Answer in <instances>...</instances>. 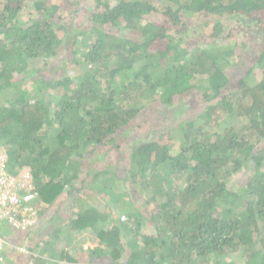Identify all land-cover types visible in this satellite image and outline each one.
Returning a JSON list of instances; mask_svg holds the SVG:
<instances>
[{
	"label": "trees",
	"instance_id": "16d2710c",
	"mask_svg": "<svg viewBox=\"0 0 264 264\" xmlns=\"http://www.w3.org/2000/svg\"><path fill=\"white\" fill-rule=\"evenodd\" d=\"M64 43L77 81L27 72ZM0 146L31 169L39 218L71 206L68 228L94 234L91 264H264V0H0ZM65 227L12 232L15 264H53Z\"/></svg>",
	"mask_w": 264,
	"mask_h": 264
},
{
	"label": "rangeland",
	"instance_id": "374dc122",
	"mask_svg": "<svg viewBox=\"0 0 264 264\" xmlns=\"http://www.w3.org/2000/svg\"><path fill=\"white\" fill-rule=\"evenodd\" d=\"M71 22L74 23V20L72 19ZM65 47H66V43H64V45L61 47V49H60L58 55L56 56V58L49 59L50 61H47L48 64H44L43 62H39V63L37 62V63H32V64L29 63V65L26 67L27 68V72H31L33 70L34 71L43 70V72L47 71L46 73H49V72L51 73L50 74L51 76L49 74H47V76H49L50 78H53V77L56 78V77L62 75V76H70V77L74 78L77 81V72H76L77 67L73 66L72 69L68 68V71H70V72L64 73L62 71V68H64V67H61V62L59 60L63 61L64 55L66 54ZM237 51L238 52L240 51L239 48H237ZM261 77H262V73L256 69L249 81H250L251 84H255L257 81H259L261 79ZM26 83H27V85L21 87L22 90H25L26 89L25 87H29L30 89L33 87L32 83L30 81H26ZM30 89L27 88V90H30ZM191 103H193L195 105H198V104L202 103V101H201V98H196ZM206 106L207 105H205L204 103L202 104L203 109H205ZM145 114H146V117L149 119L153 115H158V111H157V109H152L151 107H148L146 109V111H145ZM197 125H201V121H198ZM156 128H158V127H156ZM156 128L154 129V131L156 130ZM159 128L162 129L163 126H160ZM48 130L49 129L47 127H44V129L42 130L41 133L45 134ZM53 130H55V129H53ZM49 132H50V136L54 135V133L51 130H49ZM130 132H128V133L125 132L127 137L131 136ZM131 134H132L133 137L137 136V133L134 132V131L131 132ZM47 136H45V138H46L45 141H47V140H49L51 138L50 136L49 137H47ZM43 137H44V135H43ZM157 137L158 136H156L155 138L160 141L161 138L160 137L157 138ZM97 155H98V152L95 153L94 157L96 158V160H99V157ZM100 159L102 160V156H101ZM96 160L93 161L92 168L94 170H98L99 171V169H101V166H102L99 163L101 161L95 163ZM105 170L113 171V168L103 169L102 172L105 171ZM98 171H95V172H98ZM99 172H101V171H99ZM109 173L112 174V172H109ZM102 174L100 175L101 177L103 176ZM236 178L240 179V181H244L245 180L244 179L245 177L242 176V175L241 176H237ZM114 184L116 185V183H114ZM93 185H95V184L93 183L91 185V187ZM234 186H235V189L238 188L237 184L234 185ZM116 188H118V187H116ZM119 188L122 189L123 192L126 191V187H124V185H121ZM134 192L139 193V197H140L137 200L138 203H137V201L135 203H137L140 207L143 208V204L145 203V200L147 198L146 194H142V192L139 190V188H137L136 190L134 189ZM81 193H82V191L80 193H76V194L73 195V196L76 195L77 198H79L81 200H69V201H66V203L72 204L73 206L75 204L77 206L78 203L85 202L86 199H82V197L85 198V194L82 195ZM89 193H91V192H89ZM91 195H94V197H98V195L96 193H91ZM31 204H34V203L32 202ZM91 205L97 206L96 201H91V203L88 206H91ZM69 208L71 209L72 207L71 206H67V205H64V206L61 205L60 211H59V214H58V218L57 217L55 218L56 208H53V211H50L49 213H46V214L42 215V217H40V219H39V221H40V223H39L40 224L39 225L40 226L39 227L40 237H43V235H46L52 229H54L56 227H59V226H62L64 223L67 226V227H65V229H63V231H61V239L56 243V246L54 248L57 252L54 253V256L52 255V257H50L51 256L50 255L49 257H47L48 258L47 260H49L50 262H53V264H57L58 262H61L63 264H68V261L65 259L64 255L62 254L63 252H65L70 257H72L74 260L77 261L76 264H91L92 257H94L92 255V252L96 248H99L98 247V242H97V240H96V238H95V236H94V234L92 232H89V233L78 232V231L77 232H73V231H71L68 228V225H69V222H70V215H69L70 214L69 213L70 209ZM147 214L148 213L146 212V215ZM122 216L125 217L124 220L121 219ZM122 216H120L119 220L120 221H126L127 217L125 215H122ZM104 225H108V221L103 223V226ZM143 231H144L143 233H149V234H153V235L155 234L154 228L144 227ZM16 234H14L12 236V238H14L16 240L20 239L21 235L20 234L16 235ZM67 238H68V240H67ZM8 249H10V248H8ZM16 257H18L16 251H14V254L7 255L6 256V260H5V264H15V263H17L19 259L17 261H15L14 259ZM21 257H24V256L22 255ZM233 259H236V256ZM241 260L242 259H239V258L237 259V261H241ZM33 264H35V263H33Z\"/></svg>",
	"mask_w": 264,
	"mask_h": 264
},
{
	"label": "built area",
	"instance_id": "2783aa9c",
	"mask_svg": "<svg viewBox=\"0 0 264 264\" xmlns=\"http://www.w3.org/2000/svg\"><path fill=\"white\" fill-rule=\"evenodd\" d=\"M6 149L0 146V264H5L6 248L13 246L2 234L7 228L13 232H27L39 218L35 178L30 168L18 171L9 168ZM14 170H16L14 168ZM38 202V201H36ZM125 219L124 216L121 217ZM25 252V247L20 249Z\"/></svg>",
	"mask_w": 264,
	"mask_h": 264
},
{
	"label": "crops",
	"instance_id": "0c3cea01",
	"mask_svg": "<svg viewBox=\"0 0 264 264\" xmlns=\"http://www.w3.org/2000/svg\"><path fill=\"white\" fill-rule=\"evenodd\" d=\"M40 219V218H39ZM40 223V221H38L34 226H32L30 229H29V232H30V235H32V236H36V237H40V231H39V224ZM34 231V233H31V231ZM12 230H8L7 228H4L3 230H2V234H4L5 236L7 235V239H9L10 241L9 242H11V244H13V246H14V244L15 243H17V245H15L16 247L18 246L19 248H21L22 249V246H20L21 245V240H16V239H14V238H12V236H13V234H12ZM12 234V235H11ZM11 235V236H10ZM34 237H32V239H33ZM35 239V238H34ZM33 239V240H34ZM14 246V247H15ZM8 248H10V249H8ZM14 251L15 250H12V247H7L6 248V253H7V255H11V254H14Z\"/></svg>",
	"mask_w": 264,
	"mask_h": 264
},
{
	"label": "clouds",
	"instance_id": "9594fccd",
	"mask_svg": "<svg viewBox=\"0 0 264 264\" xmlns=\"http://www.w3.org/2000/svg\"><path fill=\"white\" fill-rule=\"evenodd\" d=\"M23 247H25V252H21V251H20L21 248H19L18 246L12 248L13 250L16 251L19 260H20L19 257H21V254H28L27 247H26V246H22V248H23ZM5 260H6V259H5Z\"/></svg>",
	"mask_w": 264,
	"mask_h": 264
}]
</instances>
